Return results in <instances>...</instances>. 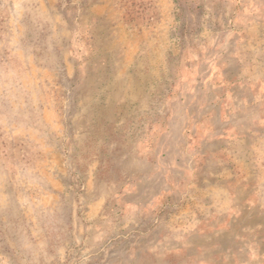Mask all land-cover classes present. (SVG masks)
I'll return each mask as SVG.
<instances>
[{"label":"rangeland","instance_id":"obj_1","mask_svg":"<svg viewBox=\"0 0 264 264\" xmlns=\"http://www.w3.org/2000/svg\"><path fill=\"white\" fill-rule=\"evenodd\" d=\"M263 25L264 0H0V264H264Z\"/></svg>","mask_w":264,"mask_h":264},{"label":"crops","instance_id":"obj_2","mask_svg":"<svg viewBox=\"0 0 264 264\" xmlns=\"http://www.w3.org/2000/svg\"><path fill=\"white\" fill-rule=\"evenodd\" d=\"M262 27L264 28V25L263 26H257L256 28L255 27L248 28V30H250V32H251V40L264 42V38H262V34H263V28ZM253 34H255V36H253ZM259 64H262V66H264V60H262L261 63H259ZM258 69L261 70L260 74L263 73L264 67L259 66Z\"/></svg>","mask_w":264,"mask_h":264},{"label":"trees","instance_id":"obj_3","mask_svg":"<svg viewBox=\"0 0 264 264\" xmlns=\"http://www.w3.org/2000/svg\"><path fill=\"white\" fill-rule=\"evenodd\" d=\"M239 232H237L236 234H238Z\"/></svg>","mask_w":264,"mask_h":264}]
</instances>
